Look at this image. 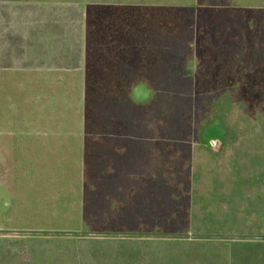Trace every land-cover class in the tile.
<instances>
[{
	"label": "rangeland",
	"instance_id": "rangeland-1",
	"mask_svg": "<svg viewBox=\"0 0 264 264\" xmlns=\"http://www.w3.org/2000/svg\"><path fill=\"white\" fill-rule=\"evenodd\" d=\"M180 1L158 0L150 4L133 0L141 4L134 8L137 16H147L151 23L185 42L184 67L196 74L192 90L199 108L194 107L193 100L189 112L182 117L186 123L177 124L175 129L200 131L199 145L186 158L179 151L172 153L168 145L159 177L164 176L165 180L160 181L168 188L169 197L175 196L182 204L168 209L165 215L159 213L158 224L118 220L108 223L107 228L115 231L121 229L116 227L136 224L134 227L139 228L133 234H83L82 229H75L80 221L77 182L70 180L63 186L59 178L40 170L36 178L21 183L24 190L19 192L17 187L14 194L12 187L7 190L1 186V174L10 158L0 152V206L6 211L0 212V264H264V68L238 74L232 64L215 59L208 48L205 26L196 24L192 8ZM43 77L45 83L40 82L35 90L29 76H22L17 94L21 104L33 108L38 104L37 118L43 117L44 123L27 122L28 107L17 118L13 107L0 117L3 127L12 124L15 131L52 129L54 123L48 121L49 113L53 114L48 110L53 101L50 97L64 96L67 89L53 84L52 91L45 90L50 82L48 76L38 75L36 81ZM149 80L142 77L134 84L136 103H147L155 92ZM222 136L226 146L223 150L212 154L206 149ZM148 160L151 165V154ZM35 165L39 166L38 160ZM188 198L192 200V210L185 206ZM174 210L177 215H173ZM131 214L140 216L141 212ZM27 219L31 225L24 226L30 224ZM176 228L179 232L174 231Z\"/></svg>",
	"mask_w": 264,
	"mask_h": 264
},
{
	"label": "trees",
	"instance_id": "trees-1",
	"mask_svg": "<svg viewBox=\"0 0 264 264\" xmlns=\"http://www.w3.org/2000/svg\"><path fill=\"white\" fill-rule=\"evenodd\" d=\"M209 1L179 3L192 8L196 24L221 31L220 11L209 8ZM138 5L133 0H0V63L27 65L25 53L35 45L42 60L44 53H51L43 60L47 65L62 69L54 82L67 84V92L53 95L51 130L60 131L61 125L62 131L81 134L66 163L82 179L85 209L75 229L83 234L112 237L139 228L122 225L115 231L107 228L111 220L158 224L159 213L165 215L182 204L169 197L160 181L164 176L159 179L165 148L169 145L172 153L179 151L186 158L200 141V131L175 129L186 123L182 117L193 100L199 108L192 90L196 74L184 67L186 44L147 16H137ZM251 29L250 23L247 48L252 46ZM218 36L214 42L219 48ZM245 61L249 68L264 63V58ZM142 77L151 80L155 91L145 104L136 103L131 91ZM225 147L221 143L209 150L213 154ZM149 154L156 165H150ZM173 194L177 196L176 191ZM191 201L184 203L192 210Z\"/></svg>",
	"mask_w": 264,
	"mask_h": 264
},
{
	"label": "crops",
	"instance_id": "crops-1",
	"mask_svg": "<svg viewBox=\"0 0 264 264\" xmlns=\"http://www.w3.org/2000/svg\"><path fill=\"white\" fill-rule=\"evenodd\" d=\"M248 1L249 0H210L208 7L217 13L220 11L222 17V22H220L221 31L213 28L212 30L208 25H205L208 31V48L213 54V57L217 60L236 59V62H221L232 64L238 74H246L264 68V63H258L253 66L249 65V68L245 66L246 58H264V25L261 26L262 18L264 19V0H251L250 4H248ZM250 17H252L251 21L249 20ZM250 23L252 28V39L250 38L252 46L247 48L246 45L249 43L248 33L250 32ZM216 36L221 40V47L219 48L216 47V41L214 42ZM34 42H37V40H34ZM49 54L51 53H44L43 58L45 59ZM25 55L28 60L25 66H9L0 63V86L3 87V89H0V117H2V115L5 117L9 109L11 111L13 107H16L17 118L20 119L22 111L28 107V112L30 114L27 116V122L34 120L37 121V123H44L45 120L43 117L37 118L38 104L34 106V108L26 103L21 104L22 98L18 96L17 92L20 91V85L23 80L22 76L26 74L29 76L30 84L35 90H37L40 82L45 83L44 77L37 83L36 78L38 75L48 76L47 78L50 80L49 84L44 86L45 88L43 89L45 90L52 91L53 84L59 87L65 86L66 89L67 84L54 82L57 77L62 76V69L47 65L46 62L43 61L44 59L42 60V56L39 54V50L36 49L35 45L28 49ZM28 85L26 84L27 87ZM133 87L134 86H132L131 91H133ZM50 98H53V95ZM32 99L36 100V96H33ZM48 105V110L52 111L50 110L52 106L51 103ZM40 113L46 115L45 111H40ZM51 114L52 113H49L48 118L50 123L53 121V114ZM2 122L0 121V152L4 155H8L10 159L8 160V164L4 165L3 174H1V186L7 190L9 187H12L14 194H16L17 187L19 192H21V190H24L23 184L21 183L29 180L31 177L36 178L37 176L35 173L40 170L49 172L48 174L53 176L54 179L59 178L58 180L63 186H66L70 180L74 181V183L77 182L79 186V194L77 195L78 199L76 201L79 206L77 218L82 219V214L85 209L80 188L82 179L77 174H74L66 163L67 156L76 151L78 143L74 140L80 138L81 134L77 131L37 130L36 128L34 130L24 128V130L15 131L12 124L8 127H3L4 125L1 124ZM70 139H73V141H69ZM243 159L240 160L242 164L241 167L246 165ZM37 160L39 161V166L35 165ZM43 178L45 180L47 179L46 176ZM4 191L7 195V191ZM58 194H61L60 191H58ZM3 204L4 207H6V203L4 202ZM1 206L0 212H6ZM18 206H20V203ZM173 215L177 214L175 213ZM238 216L239 215L236 214L237 218ZM27 223H30V221L28 220ZM29 225H31V223L24 226ZM2 228L3 226L0 225V229ZM174 231L179 232V229H175ZM202 233L204 232L200 234Z\"/></svg>",
	"mask_w": 264,
	"mask_h": 264
},
{
	"label": "flooded vegetation",
	"instance_id": "flooded-vegetation-1",
	"mask_svg": "<svg viewBox=\"0 0 264 264\" xmlns=\"http://www.w3.org/2000/svg\"><path fill=\"white\" fill-rule=\"evenodd\" d=\"M223 141H224V136H222L221 139L215 140L214 143L212 144V146L207 145V143H205V144L207 145L206 147H207L208 149H213V148H215V145H217V144H221V143H225V142H223Z\"/></svg>",
	"mask_w": 264,
	"mask_h": 264
}]
</instances>
